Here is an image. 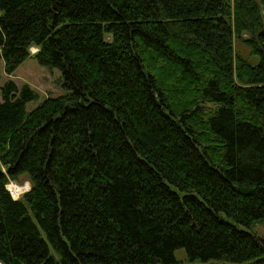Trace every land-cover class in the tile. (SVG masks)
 <instances>
[{
    "label": "trees",
    "instance_id": "1",
    "mask_svg": "<svg viewBox=\"0 0 264 264\" xmlns=\"http://www.w3.org/2000/svg\"><path fill=\"white\" fill-rule=\"evenodd\" d=\"M32 47L66 93L0 85V264H264V0H0Z\"/></svg>",
    "mask_w": 264,
    "mask_h": 264
},
{
    "label": "rangeland",
    "instance_id": "2",
    "mask_svg": "<svg viewBox=\"0 0 264 264\" xmlns=\"http://www.w3.org/2000/svg\"><path fill=\"white\" fill-rule=\"evenodd\" d=\"M233 48L235 53L242 58H248L250 62L257 63L258 59L256 57H249L247 48L237 40H234ZM29 52L31 55L10 74L4 72L3 63L0 60V85L7 80H11L18 88L22 85H27L38 95L36 100L26 104L27 112L36 108L47 97L55 98L66 93V90L61 86L60 71L56 68H48L38 64L34 56H32L36 52L35 47L30 48ZM11 184L20 188V193L18 192L17 196L14 197L15 199H18L30 188L28 178L25 175L19 176L17 181L9 182L8 186L10 187ZM8 186L7 188L9 189ZM254 232L263 242L264 225L255 226ZM173 255L176 261L182 264L198 263V261H190L183 249L174 250Z\"/></svg>",
    "mask_w": 264,
    "mask_h": 264
},
{
    "label": "bare ground",
    "instance_id": "3",
    "mask_svg": "<svg viewBox=\"0 0 264 264\" xmlns=\"http://www.w3.org/2000/svg\"><path fill=\"white\" fill-rule=\"evenodd\" d=\"M11 186H12V189H11ZM8 187H9V186H8ZM7 189H8V188H7ZM9 189H10L11 191H10ZM9 189H8V190L10 191V193H11V195H12L13 198L17 196V194H18V192H19V190H20L19 187L14 186L13 184L10 185ZM19 193H20V192H19Z\"/></svg>",
    "mask_w": 264,
    "mask_h": 264
},
{
    "label": "built area",
    "instance_id": "4",
    "mask_svg": "<svg viewBox=\"0 0 264 264\" xmlns=\"http://www.w3.org/2000/svg\"><path fill=\"white\" fill-rule=\"evenodd\" d=\"M9 191V190H8ZM10 192V191H9ZM11 194V193H10ZM13 198V197H12ZM13 199H15V198H13Z\"/></svg>",
    "mask_w": 264,
    "mask_h": 264
},
{
    "label": "water",
    "instance_id": "5",
    "mask_svg": "<svg viewBox=\"0 0 264 264\" xmlns=\"http://www.w3.org/2000/svg\"><path fill=\"white\" fill-rule=\"evenodd\" d=\"M8 190V189H7Z\"/></svg>",
    "mask_w": 264,
    "mask_h": 264
}]
</instances>
